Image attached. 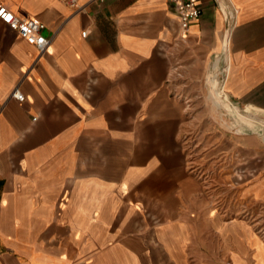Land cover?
Returning a JSON list of instances; mask_svg holds the SVG:
<instances>
[{
  "label": "crops",
  "instance_id": "obj_1",
  "mask_svg": "<svg viewBox=\"0 0 264 264\" xmlns=\"http://www.w3.org/2000/svg\"><path fill=\"white\" fill-rule=\"evenodd\" d=\"M0 2L50 39L40 53L0 19V264H264L252 223L212 198L256 210L264 149L247 141L255 184L238 194L191 170L182 139L208 119L225 37L221 93L264 115V0H223L227 32L197 0L185 38L170 0ZM200 131L205 164L232 162L237 183L241 138Z\"/></svg>",
  "mask_w": 264,
  "mask_h": 264
},
{
  "label": "rangeland",
  "instance_id": "obj_2",
  "mask_svg": "<svg viewBox=\"0 0 264 264\" xmlns=\"http://www.w3.org/2000/svg\"><path fill=\"white\" fill-rule=\"evenodd\" d=\"M218 81L220 78H217ZM206 81V80H205ZM207 93H208V103L210 108V114L208 116V119L206 116H194V126L192 131L185 132L183 134V141H185L187 146V154L189 155V166L191 170H194L196 174L199 176L201 175L203 178H205L207 181V184L210 185L212 188H226V189H235L237 193L239 194V190H246L252 187L255 182L253 179V176L250 172V157H249V140H251L259 150L264 149V137L262 135L258 134H241L236 131L237 126L234 124V117L232 114L228 113L226 110L222 108V106H218L212 95L211 92V85L209 82H206L205 85ZM230 102H233L232 100ZM240 109H243L245 107L239 106ZM209 125L211 129H214L215 132L217 129L223 131L226 133V141H233L234 138L237 139V137L241 138V153L239 151L237 154L242 155V173H241V179H236L237 183H234L232 180H227V177H229L228 174L232 173L233 169V163L231 164H224L223 161L211 163V164H205V160L203 157V154L201 151H203V147L200 144V136H201V127L204 125ZM264 151V150H262ZM227 155H231L227 153ZM260 157V155H259ZM260 164V162H259ZM226 166V168H224ZM264 175V173H260V175ZM223 193V192H222ZM233 190L231 194L221 195L220 197L217 195H213V203L215 205L214 210L217 214L221 216H225V218H230V216H234L238 219H241L243 221H246L247 223H252L253 230L256 232V234L259 236L261 240H264V200L257 202V208L255 210V206H252V209L250 211V208H244L242 207V210L238 213H232L230 211H227L224 213L223 207L221 204H228L232 203L234 201L233 199ZM220 199V200H219ZM245 203L243 202V205ZM235 214V215H234ZM227 264V263H225Z\"/></svg>",
  "mask_w": 264,
  "mask_h": 264
},
{
  "label": "built area",
  "instance_id": "obj_3",
  "mask_svg": "<svg viewBox=\"0 0 264 264\" xmlns=\"http://www.w3.org/2000/svg\"><path fill=\"white\" fill-rule=\"evenodd\" d=\"M174 5L178 16V24L180 29V38H185L188 34V29L194 23H197L201 16V9L197 4V0H170ZM218 7L225 12L227 21L226 32L229 28V17L233 11L230 12L228 7L224 5L223 0H215ZM0 11L3 15H0V19L8 24L12 29L16 30L20 37L25 39L29 44L34 45L40 53H42L48 46L50 39L45 37L43 30L45 28L44 23L35 18L20 19L14 13L6 9L0 2ZM7 17H11L8 19ZM225 21V22H226ZM227 36V35H226ZM11 96L18 101L24 100V95L14 88L11 92Z\"/></svg>",
  "mask_w": 264,
  "mask_h": 264
},
{
  "label": "bare ground",
  "instance_id": "obj_4",
  "mask_svg": "<svg viewBox=\"0 0 264 264\" xmlns=\"http://www.w3.org/2000/svg\"><path fill=\"white\" fill-rule=\"evenodd\" d=\"M227 47V37H225L223 42V47L220 53L218 65L209 72L208 82L211 85V95L214 98L215 103L218 106L224 107L226 110L230 111L236 117V122L238 127V132L243 134H257L262 133L264 137V121L259 117H264V115L245 107V114L239 112L238 107L232 105L230 100H227L225 96L221 93V84L218 85V75L223 71V63L225 58V51ZM219 71V72H218ZM218 72V73H217ZM217 73V75H215Z\"/></svg>",
  "mask_w": 264,
  "mask_h": 264
},
{
  "label": "water",
  "instance_id": "obj_5",
  "mask_svg": "<svg viewBox=\"0 0 264 264\" xmlns=\"http://www.w3.org/2000/svg\"><path fill=\"white\" fill-rule=\"evenodd\" d=\"M225 24H226V26H227V21L225 22ZM221 84V81H218V85H220ZM231 104L232 105H235V106H237L238 107V110H239V112H241V113H244L245 114V110H244V108L243 109H240V105L237 103V102H235V101H233V102H231ZM224 110H226L224 107H222ZM228 113H230V114H232L230 111H228V110H226ZM233 115V117H234V124H236V126H237V129H236V131L238 132V125H237V122H236V117H235V115L234 114H232ZM262 121H264V117H259ZM238 133H240V132H238ZM241 134H243V133H241ZM258 135H262V133H257Z\"/></svg>",
  "mask_w": 264,
  "mask_h": 264
},
{
  "label": "snow or ice",
  "instance_id": "obj_6",
  "mask_svg": "<svg viewBox=\"0 0 264 264\" xmlns=\"http://www.w3.org/2000/svg\"><path fill=\"white\" fill-rule=\"evenodd\" d=\"M0 15H3V12L2 11H0ZM8 19H11V17H7Z\"/></svg>",
  "mask_w": 264,
  "mask_h": 264
}]
</instances>
